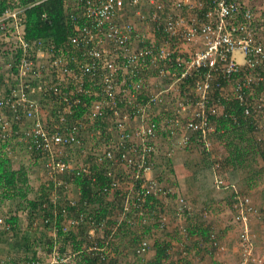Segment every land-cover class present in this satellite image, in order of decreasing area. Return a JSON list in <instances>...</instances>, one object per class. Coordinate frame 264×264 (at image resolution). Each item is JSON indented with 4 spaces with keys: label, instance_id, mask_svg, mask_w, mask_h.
I'll use <instances>...</instances> for the list:
<instances>
[{
    "label": "built area",
    "instance_id": "2783aa9c",
    "mask_svg": "<svg viewBox=\"0 0 264 264\" xmlns=\"http://www.w3.org/2000/svg\"><path fill=\"white\" fill-rule=\"evenodd\" d=\"M28 7L17 2L0 15V56L11 48L4 63L9 75L0 85V144L11 141L7 151L23 149L27 162L41 165L44 185L56 183L49 202L61 210L54 209V219H41L52 225V251L47 238L37 240L33 252L0 254V264H76L77 252L61 244L59 212L65 233L85 227L93 236L107 227L88 205L80 210L72 198L60 203L66 196L59 190L60 176L97 179L91 166L78 168L66 157L71 147L83 145L90 128L99 138L98 161L111 167L101 166L110 179L103 192L107 198L119 194L115 229L121 223L140 227L149 216L160 228L171 227L168 211L150 204L175 197L186 235L185 212L193 215L194 205L167 188L155 170L159 161L202 145L215 163L216 188L232 190L235 219L244 226L243 264H249L254 247L249 222L257 208L218 174L221 158L214 141L216 120L230 115L236 125L245 118L256 143H264V0H65L68 38L62 45L27 40ZM43 105L49 107L47 117ZM69 206L76 208L74 218L68 217ZM13 215L0 216V235L12 237ZM108 243L86 249L111 259L115 253ZM211 244L225 250L215 233ZM150 246L144 237L136 253L143 258Z\"/></svg>",
    "mask_w": 264,
    "mask_h": 264
},
{
    "label": "trees",
    "instance_id": "16d2710c",
    "mask_svg": "<svg viewBox=\"0 0 264 264\" xmlns=\"http://www.w3.org/2000/svg\"><path fill=\"white\" fill-rule=\"evenodd\" d=\"M41 1V2H40ZM64 1L65 0H0V15L4 13V11L9 7H16L17 2L23 6H30L36 2H40L36 5L30 6L26 11V38L30 42L37 39H49L54 41L57 45H62L68 38V25L66 23V14L64 10ZM131 12H134V8H132ZM133 17V13H132ZM14 71H18L17 68H13ZM3 73V72H2ZM6 73V72H5ZM4 73L0 76V85H2L6 76ZM85 85H89L86 82ZM86 87V86H85ZM238 107V106H237ZM82 110L84 107L81 108ZM238 109V108H237ZM80 110V109H79ZM230 112V111H229ZM232 112V111H231ZM242 110L240 108L239 113L241 114ZM218 125V131L215 135V139L224 146L225 157L224 160H221V167H227L229 172L228 178L226 181L231 185L236 184L238 182V176L240 174V169L243 166V163L246 159V148L244 144L249 140L256 142L254 138H247L249 135V131H253L254 127L248 125L245 118H240V125L234 124L230 115L223 116L216 120ZM98 126V124H97ZM104 125L99 123L98 127H103ZM104 128V127H103ZM247 138V139H246ZM11 141H6L8 144ZM0 144V209L3 203H16L19 205L18 210L14 213V215L10 218V222L13 224V232L12 235L15 237H20L23 243L20 244L21 249H25L29 246V238L31 235L27 233H20V225L21 219L17 216V213L20 209L26 210L28 213V220L30 227L33 225V222L39 220L37 227L35 230L40 231L39 240L43 243L47 238L48 250L52 251L54 242L53 239H49L50 236L45 231L48 229L51 231L52 225L50 223H45L41 221V217L52 218L56 217L55 210L56 207L59 211L61 210L60 204H53L50 201L48 186L44 185L42 191L44 192L42 195L39 194L37 198H30V193L33 188L31 186V177H29L28 169L25 165L15 166V161L12 158L9 151L6 150L7 144ZM258 145V144H257ZM260 147V145H259ZM69 151L68 154H70ZM205 152V163L199 169L192 172V179L196 184L197 188L200 191H209L212 189H216L215 179H216V170L214 166L213 160L210 161L211 155ZM264 155V152H263ZM67 159H72L70 156H66ZM65 157V158H66ZM171 160L166 162L167 167V176H159L160 180L169 188V185L172 184V179L170 178V174L174 171V167H172ZM106 168L109 167L107 162H104ZM78 167V166H77ZM172 167V168H171ZM222 167V168H223ZM79 168V167H78ZM106 168H101L99 170L92 168L94 172H97V179L93 180L89 175L81 174L79 176H75V182L81 186L82 197L80 200H77V204L80 206V210L87 209L88 205L91 209L93 215L96 217V220L107 221V228L105 231L107 232L106 237L111 238L113 240L110 244L113 247V251L115 253V257L111 259L104 260L101 257L99 250H91L81 248V245H78L77 236L70 233H65L62 231L61 221L63 220L62 214L59 212L57 215V227L60 229L59 236L65 235V240L68 244H72L73 248L80 252L76 257V264H122L121 255H126L130 250H132L134 256L136 258H142L139 254L136 253V245L140 240L144 237H147L150 240L151 235L149 232L151 227L154 225L158 230L166 237L162 238L163 235H158L154 237L155 243L151 244L149 252L153 251V258L149 261H145L142 264H165L172 257V247L173 243L171 242L178 239L181 243L180 251H178L181 255V258L175 260L176 262L171 261L170 264H199L197 260L190 259V255L196 253L197 255L202 254L201 250L204 249V245L210 244L213 249H217L211 244V227L207 226H188L187 222L191 219L193 215L185 212V215L188 216L186 220V225L188 228V232L186 235L181 233L179 223L175 226V228L170 229V227H166L164 229L160 228V224L157 221H153L152 217L149 216L148 223L142 225L140 227H133L130 225H126L125 223H121L116 229L115 226L119 222V218L117 215V207L109 208L110 203H106L107 194L103 192L104 186H106L110 179L105 175ZM226 170V171H227ZM162 175V174H161ZM166 177H169V184L166 180ZM114 197H118L119 194L113 195ZM106 199V200H105ZM114 199V198H113ZM112 199V200H113ZM119 199V197H118ZM115 201V199L113 200ZM231 203L233 202V196L231 194ZM158 204V202H156ZM47 204V205H45ZM157 204H154L155 206ZM151 207V205H150ZM152 208V207H151ZM195 208V207H194ZM70 211V212H69ZM62 212V211H61ZM68 217L74 218L77 214L76 208L69 206L68 208ZM117 215V216H116ZM113 216V218H112ZM114 216H116L114 218ZM26 219V220H27ZM44 226V228H42ZM45 229V231H44ZM177 229V230H176ZM144 230V233H142ZM145 230H148L146 233ZM164 231V232H163ZM169 231V232H168ZM85 229L81 227L79 229V234L84 235ZM99 232V231H98ZM173 232V235L171 234ZM39 233V232H38ZM42 233V234H41ZM23 234V235H22ZM179 236V237H177ZM184 238H181V237ZM197 238L192 239L193 237ZM41 238V239H40ZM104 239V238H103ZM130 239V240H129ZM99 240V239H98ZM99 245L102 247L105 243L104 240H99ZM177 241V240H176ZM175 241V242H176ZM137 243V244H136ZM183 244V245H182ZM26 245V246H25ZM131 247L130 249H128ZM207 248V246H206ZM27 249V248H26ZM82 251V252H81ZM126 251V252H125ZM148 252V253H149ZM189 256V257H188ZM144 260V258H142ZM132 264V263H130ZM137 264V263H135Z\"/></svg>",
    "mask_w": 264,
    "mask_h": 264
},
{
    "label": "rangeland",
    "instance_id": "374dc122",
    "mask_svg": "<svg viewBox=\"0 0 264 264\" xmlns=\"http://www.w3.org/2000/svg\"><path fill=\"white\" fill-rule=\"evenodd\" d=\"M10 49H11L10 47H7V49H5L3 51V53H1L0 69H7V67L5 66L4 63L7 61L6 58L9 57L7 55L10 53ZM9 69H7V70H9ZM46 108L49 109V107H46ZM12 127L14 128L15 125H14V123H12V121H9V128H12ZM249 132L251 133V131H249ZM250 133H249V135H253L252 133L251 134ZM249 135L247 136V138H251ZM214 142H215L214 152H215L216 157L218 156V158H221L220 160H224V157H225L224 146L218 141L217 138L215 139ZM250 144L256 145V143L251 141V140L250 141L248 140L244 144L245 148L247 149L246 150L247 155H245L246 159L243 163V166L240 169V174L238 176V179H237L238 182L236 183V185L238 186V188L241 192H243L244 194H247L251 198L252 202L254 203V205L257 208V213L254 214L253 216H251V219L249 222L250 235L252 236L253 245H254L253 257L251 259L252 261H250L249 264H264V155H263L264 143L260 144L261 147H259L258 146L259 144H258L256 146L249 148ZM251 149L255 150V151H252ZM17 150H19V152ZM204 151H205V149L202 145L195 146L192 149V152L190 151V153L187 154V157L185 158V163L191 169H194V171L199 169L205 163V152ZM9 152H10L12 158L14 159L15 165H17V167L19 166L18 164H22L24 161H26V163L28 165L30 164L29 162H27V160H29V158L24 159L25 156H24V150L23 149H16L15 148L14 151H12V152L9 151ZM209 155H210V153H209ZM211 160L212 159H210V161ZM248 163L251 165L253 163V166L256 169L255 174L252 175V173L248 169V167H247ZM226 170H227V167L220 168L218 170V174L220 176H222L223 178H228L229 172H228V170L227 171ZM39 172L40 173L43 172L42 167H40V171L38 170V173ZM40 173H39V176L42 177L40 175ZM41 186H43V185H41ZM195 187H197V186H195ZM32 188H33V190L30 193V198H32V199L37 198V196L39 194L42 195L44 193L42 191V189L39 188L38 186H35V184H34V187H32ZM59 188L61 189L62 187H59ZM169 188L174 189L172 186H169ZM174 190H176V189H174ZM63 192H65V188H63L61 193H63ZM178 192L179 191H177V193ZM203 193L207 194V195H205V198H208V200L204 201L205 199L203 198V200H198L196 202L197 205H195V203H193V205L195 207V211H194L192 219L189 220L187 223L192 222V224L194 223L197 226H203V227L206 224H209V225L214 224V227L211 228V232L215 233L218 236L220 242L222 243V245H224L225 250L220 251L218 249H213L210 244H207V245H204L205 246V247H203L204 249L201 250L202 254L197 255L196 253H193L190 255V259L197 260L198 261L197 263H199V264H243L244 250H243V247H242L240 242H241V235L243 233L244 226L240 222H237V220L235 219V212H234L232 203L230 201L231 194L227 190L217 189V188L209 190L207 192L204 191ZM178 194H180V192ZM181 195H183V194H181ZM172 196H174V195H172ZM45 205H47V204H45ZM18 208H19V205L17 204V202L16 203L5 202L1 206L0 216L1 215H8V214L10 215L11 213L14 214L18 210ZM18 213L20 215L23 214L20 217V219H22V221H24V225L27 224V226H28L29 220L27 219L28 218L27 211L20 209L18 211ZM18 213H17V215H18ZM207 215H208L209 220L206 219ZM26 219H27V222H25ZM177 219H178L177 222L180 223L179 217H177ZM174 224H176V222ZM171 225H173L172 222H171ZM42 228H44V226H42ZM26 229L34 232L33 234H35V236H36L34 240H32V237L29 238L30 249H28V246L25 247V249L24 248L21 249L20 243H23V241H21L22 239L20 238L21 235L18 238L15 237L14 235H12V237H10L9 235L4 234V233H2L0 235V242L2 243L4 241V243H2V244H4V246L6 244H9V246L6 245L4 247L8 251V252H5L6 254L12 253V252H16L18 254H20V253L23 254V252H24L26 254V253L34 251V249H32V244H35L37 242V240H39L40 231L35 230V227L33 225L31 227L29 225L28 228L24 226L23 229H21V225H20V229H18V230H20V233H24L23 230L28 231ZM170 229H173L172 226L170 227ZM44 231H45V229H44ZM71 232L77 236L76 242L78 243V245L76 244V246L79 247V245H81V248H85V249L87 247L93 246L94 244L99 245L100 239L104 240L105 243L110 241V244L113 240V237H112V239L111 238L108 239V237H106V235H107L106 231L99 232V234L97 232L93 236L89 235L88 231L85 232L84 235H82V234L80 235L79 229L76 231L72 230ZM163 237L165 238L166 235H163L162 238ZM177 237H179V236H177ZM184 239H186V238H184ZM176 240H175L176 243L172 247L173 248L172 249L173 255L168 261H166L165 264H170V262L171 261L173 262V260H174V262H176L175 260H178L179 258H181V255L178 252V251H180L179 249L181 247V243H178V242H180L178 239H176ZM69 245H70V247H72L74 252H78L77 250H75L73 248L72 244H69ZM206 246H207V248H206ZM26 248H27V250H26ZM153 254H154V252L150 251L145 257H143L144 260H142V258H136L134 256L132 250H130L128 252V254L121 255L120 257H121L122 264H130V263L142 264V263H145V261L151 260L153 258ZM253 259H254V261H253Z\"/></svg>",
    "mask_w": 264,
    "mask_h": 264
},
{
    "label": "crops",
    "instance_id": "0c3cea01",
    "mask_svg": "<svg viewBox=\"0 0 264 264\" xmlns=\"http://www.w3.org/2000/svg\"><path fill=\"white\" fill-rule=\"evenodd\" d=\"M127 16L128 17H132L131 15H128L127 14ZM4 73V75L7 77L8 75H9V70H7V69H0V76ZM6 72V73H5ZM3 75V76H4ZM45 105H43V107H44ZM44 111H43V115L45 116V117H47V108H45L44 107ZM101 124H103V123H101ZM98 126H99V123H98ZM91 130V128L90 129H86L85 131H84V133H83V137H82V142H83V140H84V143H83V145H82V143H80V145L79 146H77V147H71L70 149H69V151H71L70 152V154H68V153H66L68 156H70L72 159V162L74 163V166H78V167H82V166H91V168H94V169H97V170H99V169H101V168H103V167H101V166H103L104 164H102V163H100L99 161H98V159H97V156H96V152H97V150H98V148H97V139H99L98 137H96V136H94L93 135V133H92V131H90ZM251 138H254L253 136H251V135H249ZM254 142V141H253ZM256 143V142H255ZM256 145H257V143H256ZM256 145H249V148H251V147H253V146H256ZM259 146V145H258ZM97 148V149H96ZM18 149V148H17ZM83 150H86V152H82ZM252 150V149H251ZM190 151L192 152V150H181V151H178V153L174 156V158L171 160L172 162H171V164H172V167H174V171L170 174V178L172 179V184H171V186L174 188V189H176V192L177 191H179L180 192V194H183V195H186V197L188 198V200L193 204V203H195V205H197L196 204V202L198 201V200H203V198L205 199L204 201H206V200H208V198H205V195H207V194H205V193H203L202 191H200L197 187H195L196 186V184L194 183V181H193V179H192V172L194 171V169H191L186 163H185V158L187 157V154L188 153H190ZM252 151H255V150H252ZM159 161V160H158ZM29 163H30V165H25L26 167H27V169H28V172H29V177H31V181H30V183H31V185H32V187H34V184H35V186H38L39 188H43V180H44V178H43V176H42V172L40 173V175L42 176V177H40L39 176V173H38V170L40 171V167H41V165H39V164H35V163H33V162H30V161H28ZM98 162V163H97ZM23 164V163H22ZM18 165H21V164H18ZM15 166H17V165H15ZM104 166H106V165H104ZM101 167V168H100ZM167 167H168V165H166V162H163V161H159V163H158V167H157V169L155 170V173L157 174V175H160V176H163V175H165V176H167L168 174H167ZM171 167V168H172ZM247 167H248V169L250 170V172L252 173V175L253 174H255L256 172V169H255V167L253 166V163H252V165L251 164H247ZM162 174V175H161ZM167 174V175H166ZM34 178V179H33ZM169 177H166V180L165 181H167L168 182V184L170 183L169 182V179H168ZM41 179V180H40ZM43 179V180H42ZM60 181H61V183H62V188L60 189L59 188V190H60V193L62 192V190H63V188H65V194H66V196L64 195V196H62L64 199H61V201H60V203H63V202H65L67 199H69V198H72L73 200H80L81 199V195H82V190H81V186L80 185H78L75 181H71V179L69 178V176L68 175H64V176H60ZM37 184V185H36ZM41 185H43V186H41ZM46 186H48V191H47V193H50L51 191H53V189L55 188V186H56V183L55 182H52V184H50V185H46ZM170 186V185H169ZM60 187V186H59ZM196 190V191H195ZM224 190H227L230 194L232 193V190L231 189H224ZM178 192V193H179ZM205 192H207V191H205ZM68 195V196H67ZM209 195V194H208ZM115 199V201H113L114 199ZM108 200H106V203H110V205H109V208H111L112 209V207H118L119 206V202H120V200L118 199V197H114L113 195H110L108 198H107ZM113 199V200H112ZM175 197H172V198H169V199H166V200H162V202H158V204H159V206L157 205V206H155L154 204H150L151 205V207H152V209H154V208H159V207H161V208H163V209H166L167 211H168V215H169V217H170V220H171V222L173 223V225H171L172 226V228H175V226L178 224V222H177V217H178V214L176 213V211H175ZM120 207V206H119ZM116 212H118V210H116ZM117 216V215H116ZM115 216V217H116ZM193 217V216H192ZM192 217H191V219H192ZM210 218V217H209ZM190 219V220H191ZM206 219L207 220H209L208 219V215L206 216ZM152 220L154 221L155 220V217L153 216L152 217ZM21 221H22V219H21ZM156 221V220H155ZM174 221V222H173ZM25 222H27V220H25ZM176 222V224H174ZM211 222V221H210ZM191 223V224H190ZM188 225H192V226H195V224L193 223L192 224V222H189V223H187ZM207 226L209 225V224H206ZM205 225V226H206ZM24 226L25 227H27L28 228V226H27V224L26 225H24V221H22L21 222V229H23L24 228ZM189 226V227H190ZM108 227V226H107ZM106 227V228H107ZM170 227V226H169ZM209 227H214V224H211V225H209ZM84 229H85V231L87 232V230H86V228L85 227H83ZM26 230H28V229H26ZM177 230V229H176ZM24 231V233H27V234H29V235H31V237H32V240H34L35 239V234H33L34 232H32L31 230H28V231H25V230H23ZM74 231H76V230H74ZM105 231V230H104ZM146 231V233H148V230H145ZM46 233H48V235L50 236V238L49 239H53V233H52V230L51 231H49L48 229L45 231ZM99 232H102L101 230L99 231ZM99 232H98V234H99ZM149 232H151L150 234L151 235H149L150 236V241H151V244H154L155 243V239H153L154 237H156V236H158V235H163L159 230H158V228H156V226H152L151 227V230L149 231ZM169 232V231H168ZM142 233H144V230H143V232ZM97 234V235H98ZM171 234L173 235V232H171ZM41 235H39V237H40ZM60 237H62L61 239H62V242H61V244H62V246L64 247V248H66L68 251H71V250H73L72 249V247H70V245L68 244V242H66V240H65V235H64V237L63 236H60ZM183 238V237H182ZM192 239H196L197 240V238H196V236L195 237H193ZM130 240V239H129ZM174 240V239H173ZM171 241L173 244H175L176 242L175 241ZM30 242V241H29ZM1 243V242H0ZM2 243H4V241L2 242ZM0 244V254H4L5 252H8L7 250H6V248H4L6 245H8L9 246V244H6L5 246H4V244ZM21 244V243H20ZM131 247H129L128 249H130ZM84 249V248H83ZM27 250V249H26ZM82 252V251H81ZM78 254H80V252H77V256H78ZM76 256V257H77ZM76 263H77V261H76Z\"/></svg>",
    "mask_w": 264,
    "mask_h": 264
},
{
    "label": "clouds",
    "instance_id": "9594fccd",
    "mask_svg": "<svg viewBox=\"0 0 264 264\" xmlns=\"http://www.w3.org/2000/svg\"><path fill=\"white\" fill-rule=\"evenodd\" d=\"M35 164H37V163H35ZM22 165V164H21ZM23 165H28V164H25V163H23ZM30 165V164H29ZM20 166V165H19ZM42 174H43V172H42ZM44 185V184H43Z\"/></svg>",
    "mask_w": 264,
    "mask_h": 264
}]
</instances>
